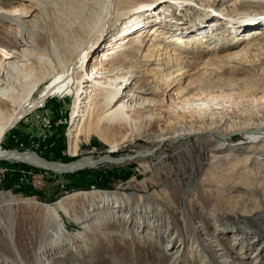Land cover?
<instances>
[{
  "label": "bare ground",
  "instance_id": "obj_1",
  "mask_svg": "<svg viewBox=\"0 0 264 264\" xmlns=\"http://www.w3.org/2000/svg\"><path fill=\"white\" fill-rule=\"evenodd\" d=\"M100 1V11L96 13L95 20L89 23L88 29H90L87 32H82L81 37H78V39L76 38L71 43H68V39L66 41L64 37L56 36V33L54 34L46 24L47 21L45 22V14L47 15L48 11L52 9V7L48 8L51 0H0V36L2 37L0 39V49L4 53V58L0 57V160L27 163L51 171L56 175L73 173L86 168H95L98 164L116 162H137L141 164L143 169L152 171L154 163L150 162V160L156 158L162 161V156L165 152L163 149L167 146L173 148L185 145V148H187V144L192 139L196 142L201 140L202 143L206 144L211 141H219L217 143L218 146L210 149V167L205 174L206 179L204 178L205 180L201 184L212 190H220L222 189L221 187H216L213 184L214 178L219 177L218 173L230 171L235 174V171L243 169L242 173L241 171L239 172L240 177L238 178H241L243 174L246 176L248 174L258 175L261 181L260 184L264 188V100L261 99L260 95L257 97L258 85L255 82L256 80L239 79L228 84H222V81L219 82L220 85L216 88L221 89L222 92H228V95L226 94L227 97H224L225 102L220 101L222 100L220 96L215 100L211 99V97L205 98L202 96L203 99L200 95L189 96L187 92L192 87H182L179 92L172 91L173 88L170 87L178 82L179 79H175L176 76H173V72L184 70L185 54L189 52V48L192 45L198 48H206L204 52L211 50L210 44L213 42H210L208 46H204L202 45V38H197V35L193 42L188 41L190 36L186 34L192 29L190 25L193 27L195 22L200 21L202 17L207 19L210 16V20L213 15H219V18L209 23L206 28L220 27L218 29L223 34L222 41H226L225 44L228 48L225 52L223 51V54L212 60H217L220 65H223L226 61L240 60L243 56L248 55L249 49L254 48L259 43H264V23L262 22L264 11L261 15H254L252 9H246L244 6L250 3L254 4V7L259 6L260 9H263L264 0H232L231 6L234 9L227 13L228 15L225 13L224 8L220 12L212 10L211 5L216 4L218 0H213V2L211 0ZM196 2L204 6L205 9L199 8L201 10L199 12L200 17L195 18L193 21H186L183 18L184 16H179L178 13L175 16L176 12L184 7L185 4L192 6V3ZM59 4L61 7V3ZM55 5L53 6L55 7ZM171 5L173 6L172 9ZM168 6H170L169 11L165 10ZM141 8L144 11L135 13L125 23L113 29L114 25H117L115 24L116 22ZM139 17H142V20ZM175 18L181 19V21L179 20V23L182 24L180 30H176L179 26L176 27L174 23L171 24L169 22L177 20ZM229 22L230 24L235 23L237 29L222 27V25H227ZM250 25L255 26V28L250 29L249 35H247L248 33L244 35L241 32L242 28ZM168 26L170 27L168 28ZM186 26L188 27L186 28ZM112 29L115 31L114 33ZM55 31L59 32V30ZM236 31L238 32L236 33ZM216 32L217 29H213L211 33H206L204 36L203 34L201 35L206 42L210 41L208 38ZM180 34H185V36L183 37ZM100 37L101 40H99ZM134 37L138 40L124 45L127 39ZM196 43L198 46H196ZM98 47L100 50H97ZM136 47L138 49L142 47L145 49L146 47L144 54L142 53L143 55L138 56L137 52H135L136 49H134ZM170 47L174 48L170 50ZM261 47L263 48L264 44ZM175 51H178V53ZM93 52L96 54L94 57L98 56V59H91L94 62L85 71L84 60ZM134 55L139 57L138 62L133 59ZM36 61H40V64L44 67L38 69L40 71L33 78L34 74L32 72L35 64H37ZM141 63L143 65H139ZM162 64L165 65L164 70L159 67ZM137 74L141 75L140 86L136 90H130V86ZM21 76H23L22 81H20ZM19 86L21 87L20 92L18 91ZM156 88H162L165 92L167 91L166 98L160 102L166 110L161 111L162 113L151 114L156 111V109H153L157 102L154 101L155 99H148V96L156 95ZM210 88L212 89V87ZM238 89H247L250 92L251 95L244 90L246 93L241 95L243 97L239 98V101H243L242 106L251 105L252 110L250 108L249 111H235L239 113L232 112L233 115L231 117L230 115L227 116L220 109L232 108L235 103L230 100V96ZM38 91L40 92L37 95ZM208 91L210 92L211 90L208 89ZM63 94L73 98L70 119L71 121L78 120L77 127L69 132L71 134L75 132L71 136L74 140L72 142L75 149L79 135L81 136L82 134L85 139L89 134L101 136L102 131H104L100 128L101 126L130 128L133 140H143L151 144V147L138 149L131 155H122L117 159L112 157V154L116 152L115 149L118 144H112L111 150L103 156H83L76 161L63 165L46 162L32 152L26 151L23 153L7 150L1 146L6 134L17 125V122L24 119L30 112L44 106L50 98H57ZM1 105L10 106L14 110L12 109L8 116L3 117L4 112L1 109ZM136 108L139 109L138 115L142 119L137 125L133 124L134 128L132 129L130 112ZM253 108H256V110H253ZM217 110L219 112H216ZM165 112L176 118L175 122H170V116L168 117L167 126L169 128H159L155 133L143 131V127L149 129V124L152 122L153 117L157 121H164L166 119L163 116ZM253 112H257V114ZM196 120L198 121L195 122ZM207 134L208 136H206ZM231 135H241L244 140L230 145L228 139ZM121 140L123 142L126 138L124 137ZM163 174H167L166 169H163ZM157 180L161 181V178ZM166 189L171 195L170 198L177 202L181 199L187 200V194L191 193V190H186L187 192H185L178 181H170ZM78 196L86 200L88 204L86 207L87 211L92 208V211L99 208H101L99 210L104 209L106 211L97 219L92 215V219L99 221L97 224L110 219L116 221L114 219L115 214L122 212L125 217L128 215L127 219L132 224V219H136L142 212L143 207L139 204L143 203V206H145V204L149 203L148 199H155L153 195V197L151 195L138 196L135 194L126 196L118 191L84 192L70 197L74 199ZM141 199L144 200L142 201ZM11 202L13 200H9L8 203L6 201V205L3 204V207L9 210ZM163 205L161 207L163 215L156 213L154 217L157 219L160 216L165 217L174 225L171 230L166 231V234H156L158 232H155V238L158 240L164 239V242L161 241L163 249L171 253L169 254L171 256L169 264H244L242 259H246L245 257L248 256V249H245V247L252 250V246L255 245L256 240L247 241L248 239H246L245 241L244 239L242 241L243 248L239 249H244L243 253L232 250L231 247L226 246L224 236L221 237V235L229 233L226 228H219V233L216 232V234L207 227L208 223L215 222V220L218 221L215 217H213V221L209 216L203 215L195 219L192 211L191 213L187 208H183L177 219L174 214L169 212L165 204ZM146 207L149 209L148 204ZM86 208L85 210L80 209L79 212H86ZM43 212L47 217L44 232L52 237L54 236L53 238L59 239L60 241H57V243L61 244L62 242L61 246L63 244L65 246L67 245L66 242L69 243L71 241L65 230L61 215L69 220L79 222L86 217L83 215L84 213L80 215H77L75 211L70 213L67 207V199L63 198L53 207H43ZM2 213L0 215V239L4 238L5 240L3 241L8 243L2 248L9 253L8 256L13 257L11 260L12 264H30V260L23 258V253L21 254L16 248L13 224ZM152 214L153 212L151 211V214L147 215L146 224L142 221L140 227L151 226L154 229L153 221L155 219H152ZM260 221L264 224V220ZM256 222L259 223V220ZM177 232L180 233L177 234ZM72 237L75 240L85 242L83 237L74 235ZM257 241L261 243L259 244V248H261L264 244V237ZM184 251L188 252L186 257L182 255ZM251 254L255 255L254 263L259 259L262 262L264 258L263 250L258 251V249H255ZM39 259L44 264H50L44 257L43 259L39 257ZM6 260L9 259L6 258ZM111 261L113 264H118L120 258H115L111 255Z\"/></svg>",
  "mask_w": 264,
  "mask_h": 264
},
{
  "label": "rangeland",
  "instance_id": "obj_2",
  "mask_svg": "<svg viewBox=\"0 0 264 264\" xmlns=\"http://www.w3.org/2000/svg\"><path fill=\"white\" fill-rule=\"evenodd\" d=\"M211 1L213 2V0ZM51 2L48 8L52 7V9L48 11L47 15L45 14V22L47 21L46 24L54 34L56 33V36L60 35L59 37H64L66 41L69 40L68 43H71L76 38L78 39V37H81L82 32H87L90 29H88V25L95 20L97 16L96 13H99L101 6L100 0H51ZM59 3H61V7ZM232 3V0H218L216 4L214 3L211 5V8L219 12L224 8L227 14L234 9L231 6ZM248 4L244 7L246 9H252L254 15L263 14L264 8L260 9L259 6L254 7V4ZM53 5H55V7ZM172 7L171 5V9ZM199 8L205 10L204 6H201L200 3L197 4V2L194 4L192 3V6H187L185 4V6L179 9L176 15H174L177 16L178 13L179 16H184L183 18L186 19V21H193L195 18L200 17L199 12H201V10ZM169 9L170 6L165 10L169 11ZM140 11H144V9L141 8L128 14L116 22L115 24L117 25H114L113 29H116L135 13ZM171 11L174 12L173 10ZM209 18L210 16H208L207 19L202 17L200 21L195 22L193 27L190 25L192 29L186 35L190 36L188 41L190 40L191 42L195 40L194 38L196 35L197 38L201 37L203 42L202 45L204 46H208L210 42H213L210 44L211 50L204 52L206 48H198L193 45L189 48V52L185 54L186 58H184L186 61L184 63L185 71L173 72V76H176L175 79L177 78L179 80L175 83V87L170 86L173 88L172 91L179 92L181 91L179 89L182 87H192L191 89L189 88L187 92L189 96L200 95L205 98L211 97V99L214 100L220 96L222 99L220 101L225 102L224 97H227L226 94L228 95V92H222L221 89L219 90V88H216L220 85L219 82L222 81V84H228L239 79H252L256 80L255 82L258 85L256 92L258 94L257 97L260 95L261 99L264 100V47H261L264 43H259L254 48L252 47L249 49L247 52L248 55L243 56L240 60L231 62L226 61L223 65H220L217 60L212 59H216L217 56L223 54V51L225 52L228 47L225 44L226 41H222L223 34L220 32L221 30L218 29L220 27L214 26L206 28L209 23L217 20L219 15H213L210 20ZM139 19L142 20V17H139ZM175 19H177L178 22H176L177 20L168 21L171 24L174 23L176 27L179 26L176 30H180L182 24L179 23V20L181 21V19ZM235 25V23L230 24L229 22L227 25H222V27L224 26L226 29H230V27L232 29H237ZM170 26H168V28ZM187 27L188 26H186V28ZM213 29H217V32L208 38L210 41L205 42V38L203 37L204 34L211 33ZM243 29H245V27L242 28V30ZM55 30H59V32ZM249 31L250 29L248 28L243 34L245 35ZM114 32L113 30V33ZM201 34H203V36ZM180 35L183 37L185 36V34ZM247 35H249V33ZM101 37L99 40H101ZM1 38L0 36V39ZM137 40L138 39H135V37L127 39L124 45ZM221 42H223V46L220 44ZM196 46H198L197 43ZM171 48L174 47H170L169 49L171 50ZM134 49H136V54L141 56L142 53L144 54L146 47L145 49L143 47L141 49L137 47ZM97 50H100L99 47ZM175 52L178 53V51ZM95 55V52H93L84 60L85 71L88 70L91 67V63L94 62L91 59H98V56H96V58L94 57ZM137 55L133 57L136 61L139 60V57H136ZM0 57L4 58V53L1 49ZM36 63L37 64L34 66L35 70L33 69L32 72L34 74V76H32L33 78H35L36 74L40 71L38 69L44 67L40 64V61H36ZM139 65H143V63ZM159 67L164 70L165 65L162 64ZM173 69L175 70V68ZM173 69L171 70L173 71ZM22 78L23 76L20 77V81H22ZM140 80L141 75L137 74L130 86V90H136L137 87L140 86ZM210 87H212V89ZM20 88L19 86V92ZM206 88L211 91L209 92ZM244 90L251 95L247 89ZM244 90L238 89L235 90L233 95H229L231 97L230 100L235 104L230 109H220L222 113L227 116L230 115L231 117L235 111H249L250 108L252 110L251 105H245V107L242 106L243 101H239V98L243 97L241 95L246 93ZM39 92L40 91L37 92V95ZM166 93L167 91L165 92L162 88H156V95L153 94L148 96V99H155L154 101L157 102L154 106L155 108L153 107V110L156 109V111H153L151 114H157V112H161L165 109L160 102L166 98ZM65 94L57 98H50L51 100L49 99L44 106L30 112L24 119L17 122V125L6 134L1 146L7 150L23 153L26 151L32 152L46 162L63 165L76 161L83 156H103L111 150L112 144H118L115 149L116 152L112 154V157L117 159L122 155H131L138 149H147L151 147V144L143 140H133L130 128L101 126L100 128L104 130L101 136L89 134L85 139L82 134L81 136L79 135L75 149L73 146L74 140L73 137H71L75 132H72L73 134L69 132L71 129L77 127L78 120L71 121L73 98L67 97ZM215 102L217 103V101ZM1 109L4 112L3 117H6L12 112L13 108L1 105ZM138 110L139 109L136 108L135 110L132 109L130 112L132 129L134 128L133 124L137 125L142 119V117L138 115L140 112ZM253 110H256V108H253ZM216 112H219V110ZM167 113L168 112H165L163 115L166 118L164 121H157L155 117H153L152 122L149 124V129L143 127V131L155 133L159 128H167L169 118L170 122H175L176 118ZM235 113L238 114L239 112ZM253 113L257 114V112ZM197 121L198 120L195 122ZM206 136H208V134ZM124 137L126 140L122 142L121 139ZM243 140L244 138L241 135H231L229 136L228 142L232 145ZM218 142L219 141H211L206 144L202 143L201 140L196 142L192 139L187 144V148H185V145L175 146L173 148L167 146L163 149L165 152L162 156V161L156 158L150 160V162L154 163L152 171L143 169L141 164L137 162H116L111 164H98L95 168H86L73 173L56 175L51 171L27 163L0 160V204L2 203L0 205V215L3 212L2 215L13 224L16 248L21 254L23 253V258L30 260V264H44L39 257L42 259L44 257L50 264H113L111 255L115 258H120L118 264H169L171 261V256L169 254L171 253L164 251L162 245L164 239L158 240L155 238V232H158L156 234H166V231L171 230L174 225L165 217L160 216L158 217L159 219L154 217L156 213L158 215H163V209L161 208L164 206L163 204H165V207L171 214H174L177 219L183 208H187L190 212L192 211L195 219L203 215L209 216L213 221V217H215L218 221L215 220V222L208 223L207 227L214 231V233H219V228H226V231L229 233L227 235H221V237L224 236L223 238L226 246L231 247L232 250L234 249L237 252L243 253L245 251L244 249L239 250L243 248L242 241L244 239L245 241L246 239H248L247 241L256 240L255 245L252 246V250L245 247V249H248V256L245 257L246 259H242V261H244V264H264V258L262 262L259 259L254 263L255 255L251 254L255 249H258V251L263 250L264 255V244L259 248V244L261 243L257 241L264 237V224L260 221L264 220V188L260 184L261 181L259 180V176L250 174L246 176L243 174L241 178H238L240 177L239 172L241 171L242 173L244 171L243 169L235 171L236 176L230 171H223L218 173L219 177L216 179L214 178L213 181L216 187L222 188L217 190L218 192L215 189L212 190L201 184V182L206 179L205 174L210 167V149L218 146ZM163 169H166L167 174H163ZM160 178L161 181L157 180ZM170 181L180 182L181 188L185 192L191 190V193L187 194V200L181 199L177 202L170 198L171 195H169L170 193L166 189ZM235 186L236 188H234ZM95 191H118L126 196L129 194L138 196L153 195L157 200H147L149 201V203L146 202L149 209L146 207L147 204H145V206H143V203L139 204L143 207L142 212L136 219H132V224H130L131 221L127 219L128 215L125 217L123 212L115 214L116 216L114 219H116V221L110 219L109 221L97 224L99 221L92 219V215L97 219L101 217L100 215L105 210H99L101 209L99 208L98 210L92 211V208L87 211L86 207L88 204L86 200L82 199L80 196L74 199L70 197L74 194ZM62 198L67 199V207L70 213L75 211L77 215L84 213L83 215L86 216L80 223L79 221L69 220L60 214L63 219L65 230L71 240L69 243L66 242L67 245L65 246L64 244L61 246L62 242L61 244L57 243V241H60L59 239L53 238L54 236L52 237L50 234L44 232L47 217L43 212V207H53L58 201L62 200ZM9 200H13V202H11L12 204L9 206V210H6L3 204L6 205V201L8 203ZM83 207L86 208V212H79L80 209L85 210ZM151 211L153 212L152 219H155L153 221L154 229H152L151 226L145 228L140 227L142 221L143 223L146 221L147 215L149 216ZM74 214L75 213H73V215ZM74 216H76V214ZM85 220L89 221L86 222ZM257 220H259V223L256 222ZM157 224L159 225L156 227ZM178 233L180 232H177V234ZM73 235L83 237L85 242L75 240L72 237ZM3 240L5 239H0V264H12L11 260L13 257L8 256L9 253L2 248L8 245V243H5ZM187 253V251H184V253H182L183 257H186L188 255ZM6 258L9 260L5 261ZM44 262L46 263V261Z\"/></svg>",
  "mask_w": 264,
  "mask_h": 264
}]
</instances>
